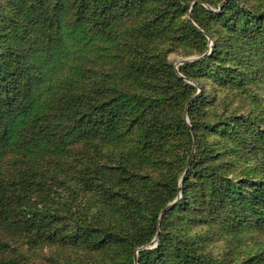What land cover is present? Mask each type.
<instances>
[{"label":"trees","instance_id":"trees-1","mask_svg":"<svg viewBox=\"0 0 264 264\" xmlns=\"http://www.w3.org/2000/svg\"><path fill=\"white\" fill-rule=\"evenodd\" d=\"M0 264H264V0H0Z\"/></svg>","mask_w":264,"mask_h":264},{"label":"rangeland","instance_id":"rangeland-1","mask_svg":"<svg viewBox=\"0 0 264 264\" xmlns=\"http://www.w3.org/2000/svg\"><path fill=\"white\" fill-rule=\"evenodd\" d=\"M198 57H188V58H185V57H182L181 55H178L176 53H172L170 56H169V59L170 61L175 65V67L178 69L181 65H183L184 61H194V59H197ZM156 244V243H155Z\"/></svg>","mask_w":264,"mask_h":264},{"label":"water","instance_id":"water-1","mask_svg":"<svg viewBox=\"0 0 264 264\" xmlns=\"http://www.w3.org/2000/svg\"><path fill=\"white\" fill-rule=\"evenodd\" d=\"M223 6V5H222ZM222 6H221V8H222ZM186 62H188V61H184L183 63H186ZM191 160H192V157H191V159H190V161H189V166H190V164H191ZM179 200H180V198H178L173 204H171L169 207H167L166 209H165V211H167V210H169L171 207H173L176 203H178L179 202ZM164 211V212H165ZM164 212H163V214H164ZM157 242H158V237L154 240V243H156L157 244ZM147 247H144V248H141V250H143V249H146ZM136 263L138 262V260H137V258H136Z\"/></svg>","mask_w":264,"mask_h":264}]
</instances>
